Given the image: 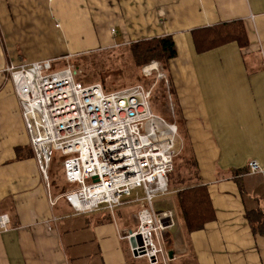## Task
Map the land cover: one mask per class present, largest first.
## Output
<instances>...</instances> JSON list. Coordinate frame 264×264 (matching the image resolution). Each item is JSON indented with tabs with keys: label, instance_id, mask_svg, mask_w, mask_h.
<instances>
[{
	"label": "crops",
	"instance_id": "obj_1",
	"mask_svg": "<svg viewBox=\"0 0 264 264\" xmlns=\"http://www.w3.org/2000/svg\"><path fill=\"white\" fill-rule=\"evenodd\" d=\"M237 19L245 48L231 41L195 51L193 29ZM162 35L176 48L168 69L181 143L185 135L215 210L187 233L175 189L154 199L156 212L169 213L167 264H264V234L245 215L264 213V0H0V214L9 219L0 264H124L133 257L122 235L138 211L136 203L86 214L61 199L50 205L7 67ZM250 161L259 172L233 174Z\"/></svg>",
	"mask_w": 264,
	"mask_h": 264
},
{
	"label": "built area",
	"instance_id": "obj_2",
	"mask_svg": "<svg viewBox=\"0 0 264 264\" xmlns=\"http://www.w3.org/2000/svg\"><path fill=\"white\" fill-rule=\"evenodd\" d=\"M53 62L7 67L50 205L61 199L73 214H86L113 213L136 203L137 226L122 238L139 236L140 242L129 246L133 258L167 264L161 238L169 213L156 212L153 201L170 192L168 175L178 146L175 123L152 110L150 90L143 85L105 90L101 83L82 82L73 65ZM154 64L143 72L157 69ZM54 153L60 155L67 187L52 195L48 171ZM259 171L255 161L248 162V172ZM8 221L7 214H0L1 228Z\"/></svg>",
	"mask_w": 264,
	"mask_h": 264
},
{
	"label": "trees",
	"instance_id": "obj_3",
	"mask_svg": "<svg viewBox=\"0 0 264 264\" xmlns=\"http://www.w3.org/2000/svg\"><path fill=\"white\" fill-rule=\"evenodd\" d=\"M191 37L194 49L198 53L231 41L237 43L239 48H245L248 45L245 27L240 19L193 29ZM127 51L135 65H143L155 59L162 64L161 69L167 71L169 70V60L176 56V48L171 35L154 36L131 42ZM110 86L103 84L105 90H114ZM182 137L186 141V136ZM232 172L234 175H243L248 172V167ZM52 181L54 179H51L50 182ZM56 184L54 190L56 194L67 187L65 183ZM168 186L171 190L175 189L177 208L187 233L200 230L207 222L214 220L215 210L206 184L201 183L198 166L191 153V148L183 146L181 152L177 154L173 170L168 175ZM245 215L252 232L264 234V213L260 209H251ZM124 264H147V260L145 258H130Z\"/></svg>",
	"mask_w": 264,
	"mask_h": 264
},
{
	"label": "rangeland",
	"instance_id": "obj_4",
	"mask_svg": "<svg viewBox=\"0 0 264 264\" xmlns=\"http://www.w3.org/2000/svg\"><path fill=\"white\" fill-rule=\"evenodd\" d=\"M129 44L130 43L126 45H118L114 48H100L92 51L85 49V51L88 52L70 53L68 56L60 55L40 59H53V63L57 67L64 64L73 65L78 69L80 74L79 79L84 83L98 82L102 85H111L110 88L114 89L134 84L143 85L147 90H150V104L152 110L175 123L178 131V154L183 149L185 138H182L181 143V130L179 131L181 128V120L177 113L175 95L171 88V79L169 78V70L161 69L162 64L155 59H152L143 65H135L134 61L131 59L132 57L130 53L127 51ZM35 60L22 61L20 63H29ZM77 63L78 65H76ZM151 63H155L154 66H156L157 69L154 68L150 73L145 74L143 72V67ZM177 154L175 155L174 160L176 159ZM59 160L60 155L54 153L48 171L50 190L55 189L57 185L56 183L64 184ZM51 179H54V181L50 182ZM130 205H125L124 207L119 208L126 209L127 207H130ZM119 208H115L114 213ZM147 264L149 263L147 262Z\"/></svg>",
	"mask_w": 264,
	"mask_h": 264
},
{
	"label": "water",
	"instance_id": "obj_5",
	"mask_svg": "<svg viewBox=\"0 0 264 264\" xmlns=\"http://www.w3.org/2000/svg\"><path fill=\"white\" fill-rule=\"evenodd\" d=\"M139 242H140L139 236H131L129 238V244H130L131 247L136 246V244L139 243Z\"/></svg>",
	"mask_w": 264,
	"mask_h": 264
}]
</instances>
